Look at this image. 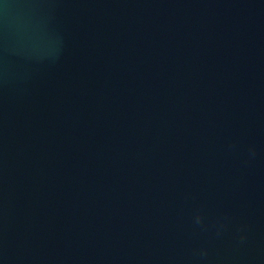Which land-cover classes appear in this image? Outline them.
<instances>
[{
  "label": "water",
  "instance_id": "95a60500",
  "mask_svg": "<svg viewBox=\"0 0 264 264\" xmlns=\"http://www.w3.org/2000/svg\"><path fill=\"white\" fill-rule=\"evenodd\" d=\"M0 264H264V0H0Z\"/></svg>",
  "mask_w": 264,
  "mask_h": 264
}]
</instances>
